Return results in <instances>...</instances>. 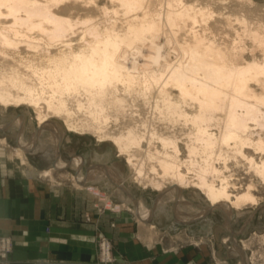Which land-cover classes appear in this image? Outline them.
Segmentation results:
<instances>
[{
	"label": "bare ground",
	"instance_id": "obj_1",
	"mask_svg": "<svg viewBox=\"0 0 264 264\" xmlns=\"http://www.w3.org/2000/svg\"><path fill=\"white\" fill-rule=\"evenodd\" d=\"M0 106L32 110L57 152L65 132L110 143L156 206L203 196L207 207L181 222L216 211L233 221L264 203V2L0 0ZM82 164L61 175L125 190L113 167ZM63 167L59 156L43 175ZM127 195L156 230L153 209ZM244 246L229 255L248 259Z\"/></svg>",
	"mask_w": 264,
	"mask_h": 264
},
{
	"label": "crops",
	"instance_id": "obj_2",
	"mask_svg": "<svg viewBox=\"0 0 264 264\" xmlns=\"http://www.w3.org/2000/svg\"><path fill=\"white\" fill-rule=\"evenodd\" d=\"M16 117L0 120V235L13 241L12 264H94L97 233L113 240L115 252L125 253L133 264H207L203 259L200 263L202 255L192 251L186 256L164 251L163 241L158 240L163 230V208L156 210L154 201L148 206L155 209L150 222L156 230L149 231L127 209H112L119 200L127 207L135 208V204L125 196L120 199L116 186L109 181L94 180L78 188L70 179L56 177V171L52 178L44 176L59 156L65 162L70 159L73 153L69 139L64 135L56 153L52 134L34 136L36 125L25 116L15 124ZM20 141L25 145L18 156L14 150ZM81 157L85 158L80 169L84 174L101 170L99 162H88L86 154ZM77 170L73 169V174ZM93 188H99V193ZM222 230H215V235L227 233L232 240L240 234ZM221 253L219 246L218 257L227 263L236 259L244 264L240 253L230 257L231 248L226 257Z\"/></svg>",
	"mask_w": 264,
	"mask_h": 264
},
{
	"label": "rangeland",
	"instance_id": "obj_3",
	"mask_svg": "<svg viewBox=\"0 0 264 264\" xmlns=\"http://www.w3.org/2000/svg\"><path fill=\"white\" fill-rule=\"evenodd\" d=\"M254 1L258 4H262L264 2V0ZM14 116L21 117V119H19V122H21L22 116H25L28 121L31 120V122L36 125L37 131V122L34 119V112L32 110L24 107L3 108L0 106V120L4 119L5 117L10 118ZM18 117H16V119ZM49 122L55 124L57 127L61 124L60 121L55 119H51ZM50 132H47V134H51ZM64 135H66L69 139L68 144L71 146L73 154L71 155L70 159H68V161H63L65 163V167L55 170L56 177L70 179L69 176L64 177L61 175L62 173H70L72 175H75L73 174V169L77 170V168L74 166H70L69 168L68 162H72L77 157H80L83 159L84 163L85 158L81 157V154H86L88 162H99L102 166L103 164H107L109 165V167H113L117 171V174L120 175L123 180V189H125L123 190V192L127 191L131 196H133V198H139L138 200H141L142 204L147 208H149L148 205L151 203V201H154L153 206H156L155 204L160 196L149 189L143 190L132 180L130 171L125 165L123 158L117 157L110 143H98L94 138L88 135L79 136L68 132H65ZM70 181L73 182L71 179ZM104 181L108 180L104 179ZM123 192H120L118 195L120 196V199L125 196L124 199L126 200V198H128L126 197L128 196L127 192L126 195ZM183 196L186 198L187 202L178 204L177 202L168 199V196H163L165 197L163 198L164 200L162 199L163 202L154 207L156 210L163 208V230H161L162 234L160 235L158 240L161 242L163 241L165 252H174L179 255L186 256L189 255L192 251L194 252V254L202 255V258H200L199 260L200 263L201 259H203L207 264H240L241 261H237L236 259H233L227 263L225 259L218 257V247L221 246L222 248L221 256L226 257L230 251V248H239L245 245V253L248 259H246V257H243L244 264H264V243L259 237V235L264 232V203L256 207V209L249 208L245 210V212H242L241 214H239V216H235L233 218V221H231L230 219L227 220L222 212L216 211L215 213L205 212L204 214H201V218H197L196 220L193 219L188 222H181L178 218L179 213L185 216L192 214L193 217L196 218L197 215L200 214H198V212H202L203 208L207 207L205 199L197 192L186 191L183 192ZM144 200L146 201V203L144 202ZM112 209L115 212H120L123 209H127L129 212L130 210L132 211V207H127L122 202V200H119V202L115 204ZM149 210L151 209L149 208ZM132 214L136 215L135 212ZM138 224L140 225L139 221ZM219 227L226 228V230L229 232L235 231L240 234L236 237L233 236L232 240L231 237L227 235V233H221V235L217 237L214 231H220ZM254 233H256L257 235H254ZM101 234L103 233H97L95 235L96 256L98 253L97 239ZM4 237H8L9 239H11V237L9 236ZM111 241L113 244V255L123 264H133L132 261L127 258L125 253L115 252L116 246L114 245L113 240ZM10 243L11 249L10 253L7 255V264H12L11 256L13 251V241L10 240Z\"/></svg>",
	"mask_w": 264,
	"mask_h": 264
},
{
	"label": "built area",
	"instance_id": "obj_4",
	"mask_svg": "<svg viewBox=\"0 0 264 264\" xmlns=\"http://www.w3.org/2000/svg\"><path fill=\"white\" fill-rule=\"evenodd\" d=\"M98 253L94 264H123L113 255V244L110 238L101 234L97 239ZM11 243L8 237L0 236V264H5L10 253Z\"/></svg>",
	"mask_w": 264,
	"mask_h": 264
},
{
	"label": "water",
	"instance_id": "obj_5",
	"mask_svg": "<svg viewBox=\"0 0 264 264\" xmlns=\"http://www.w3.org/2000/svg\"><path fill=\"white\" fill-rule=\"evenodd\" d=\"M34 136H37V132L34 134ZM60 139L58 140V143H57V145H58V147L60 146ZM117 187V186H116Z\"/></svg>",
	"mask_w": 264,
	"mask_h": 264
}]
</instances>
